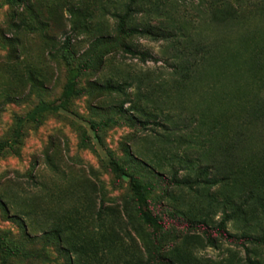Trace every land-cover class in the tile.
I'll return each mask as SVG.
<instances>
[{"label": "rangeland", "instance_id": "obj_1", "mask_svg": "<svg viewBox=\"0 0 264 264\" xmlns=\"http://www.w3.org/2000/svg\"><path fill=\"white\" fill-rule=\"evenodd\" d=\"M225 214L264 230V0H0V264H264Z\"/></svg>", "mask_w": 264, "mask_h": 264}, {"label": "trees", "instance_id": "obj_2", "mask_svg": "<svg viewBox=\"0 0 264 264\" xmlns=\"http://www.w3.org/2000/svg\"><path fill=\"white\" fill-rule=\"evenodd\" d=\"M8 1L11 3H15L17 0H8ZM120 27L123 31H126L131 35L138 34L142 36H152L154 38H158L162 36L155 33L151 29L137 28V27L125 28L123 24ZM126 50L128 53H130L133 56H139L143 61H147L148 59H153V56L149 52L138 51L130 47H126ZM113 167L118 172L122 171L121 168L116 164H114ZM170 181L173 184L187 183L184 180H179L178 178H176V176H173V178ZM143 215L147 221L152 223L156 222L155 217L151 213L145 211ZM230 218H231L230 214H225L223 218H221V220L216 225H209L204 219H195V220L187 219V221L190 227L192 226L194 229L200 230L207 237V241L209 242V244L213 246L216 245L215 239H217V237L219 240L225 241L227 243L236 246H240L246 250H248V244L250 243L264 244V230L258 236H255L247 232H243V233L232 232L227 228V223L230 220ZM168 264H173V263L171 262V260L168 259Z\"/></svg>", "mask_w": 264, "mask_h": 264}]
</instances>
